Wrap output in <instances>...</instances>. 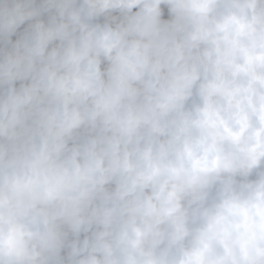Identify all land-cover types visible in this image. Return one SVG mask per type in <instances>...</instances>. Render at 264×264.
I'll return each mask as SVG.
<instances>
[{
    "label": "clouds",
    "instance_id": "clouds-1",
    "mask_svg": "<svg viewBox=\"0 0 264 264\" xmlns=\"http://www.w3.org/2000/svg\"><path fill=\"white\" fill-rule=\"evenodd\" d=\"M0 264H264V0H0Z\"/></svg>",
    "mask_w": 264,
    "mask_h": 264
}]
</instances>
